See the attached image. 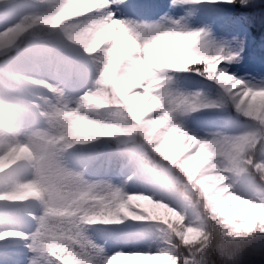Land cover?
I'll return each mask as SVG.
<instances>
[{
  "label": "clouds",
  "instance_id": "9594fccd",
  "mask_svg": "<svg viewBox=\"0 0 264 264\" xmlns=\"http://www.w3.org/2000/svg\"><path fill=\"white\" fill-rule=\"evenodd\" d=\"M127 6L0 0V172L24 170L0 185V201L18 202L27 218L0 221V242L22 264H92L108 226L146 221L154 254L115 251L103 264H241L264 250V87L217 71L224 57L210 33L184 16L138 20L120 14ZM201 70L239 97L248 123L235 134L186 132L173 159L157 151L176 126L159 114L163 85ZM101 148L127 173L119 186L94 178Z\"/></svg>",
  "mask_w": 264,
  "mask_h": 264
},
{
  "label": "trees",
  "instance_id": "16d2710c",
  "mask_svg": "<svg viewBox=\"0 0 264 264\" xmlns=\"http://www.w3.org/2000/svg\"><path fill=\"white\" fill-rule=\"evenodd\" d=\"M215 6L218 12L225 13V19H223L221 25H214L213 28L215 29L213 36H211V43L216 48H225L226 51L235 52L242 48L238 61L250 62L249 65H244L245 70L251 77L246 83L252 82L259 87H264V0H249V3L244 6H241L239 0L235 4L215 3ZM185 9L195 11V8H188L187 6H185ZM124 47H126V44H122L121 48ZM229 64L231 63L224 66L228 68ZM181 75L180 73L174 74V82L169 86H176L180 90L178 92L180 94L196 93L198 89L189 83L187 75L184 73H181ZM188 75L197 74L188 72ZM205 80L208 87L202 93L210 100H219V87L214 82ZM227 108L225 107L227 111H230ZM176 119L184 124L183 126L190 134L194 133L198 138H203L214 132L235 134L241 130L239 128L231 130L217 123L209 124L210 121L207 120V114L205 113L194 112L187 116H177ZM98 179L108 180L118 186L112 171L106 173L101 171ZM116 251L128 253L127 248L116 249ZM241 264H264V250L250 249L243 256Z\"/></svg>",
  "mask_w": 264,
  "mask_h": 264
},
{
  "label": "rangeland",
  "instance_id": "374dc122",
  "mask_svg": "<svg viewBox=\"0 0 264 264\" xmlns=\"http://www.w3.org/2000/svg\"><path fill=\"white\" fill-rule=\"evenodd\" d=\"M164 6V8H162V6ZM172 5V0H151V4L148 5L149 9H154L153 13H151L152 11H148L147 9H144L145 6V1L140 2L136 5H128L126 8H123L121 10L122 15L126 16V17H131L133 16L134 13L137 12H131V10L129 9H134V7H137V9H140L139 11H141V13L147 14L149 13L150 17H151V21H156L159 20V18L164 14L165 10H169V15L172 16L174 12H176L175 7H171ZM204 7V3L199 5V8L197 9V13H187V12H183V14L181 16H184L186 20H188L190 22V26L194 29H199V28H204L206 31L207 27H206V21H205V17H207V12L204 11L202 12L201 8ZM159 9H163L162 12H160ZM159 10V11H158ZM230 74L234 75L237 77V75L233 74L232 71H228ZM236 74H240L241 70L238 69L236 72H234ZM238 74V75H239ZM239 78V77H237ZM241 79V78H240ZM199 83H201V81H198ZM221 91V95L223 94L222 89H220ZM228 105L231 108V111L234 112V115L237 114L240 118V120H234V119H230L227 116L223 115V119L222 121L224 122V120L227 121V123H230V125H235V126H242L245 125L247 118L243 117L242 115H239L236 112V109L231 105V103L229 102ZM155 110V105H153L151 111ZM223 108H219V112L222 111ZM150 111V112H151ZM235 118H237L235 116ZM242 119V120H241ZM100 157L99 158H104V167L105 169H116L117 170V174L119 176V178L121 179V182L127 178V173L126 172H122L120 169V160L119 158L113 156L111 154V148H101L100 150ZM7 170V169H6ZM22 178V176L20 177ZM132 189V188H130ZM138 191L137 189H132V192H136ZM130 193V194H131ZM134 206H137L139 208H141L142 210L150 213L151 215H153L154 217H163L164 216V212L162 209H153L150 205H148L146 202L144 201H134L133 202ZM5 217H11L13 219H19V220H26V216H25V209L18 203V202H0V220L4 219ZM129 225H134L135 227L129 228L127 230H123L124 226H108L112 232L109 236H107L106 241L104 240H100V243H97L98 245H102L103 247H108L110 242L115 238V235L118 234V240L116 241L118 246H125V247H129L130 248V252L127 254H154V250L151 249L150 247H148L144 241L148 238L149 233L146 230V228H144V225L149 224L150 222H146V221H128L126 222ZM135 250V252L133 251ZM149 250H151V252H149ZM0 251L4 252L6 254L7 259L6 260H0V264H22L23 262V256L20 254L19 250L16 249L15 247H13L11 244H8L6 242H0ZM101 255H97L93 257V262L92 264H103L106 256L103 258V260H99L100 262H98V260L95 259H99ZM110 256V255H109ZM124 264H131V261H125ZM146 264V262H145Z\"/></svg>",
  "mask_w": 264,
  "mask_h": 264
},
{
  "label": "snow or ice",
  "instance_id": "6c2138e0",
  "mask_svg": "<svg viewBox=\"0 0 264 264\" xmlns=\"http://www.w3.org/2000/svg\"><path fill=\"white\" fill-rule=\"evenodd\" d=\"M192 0H177V3L181 5H187L191 3ZM224 3V4H235L237 0H200V3ZM241 6H244L242 0H239ZM204 36L208 35L206 32L203 34ZM243 49H239L238 51H226L223 47L217 48V57H224L223 62L219 65V69L217 71L228 72L227 67L224 66L227 63L236 62L239 59L240 52ZM121 58L124 53L127 52V47L121 48L120 50ZM197 75L207 79L208 81L214 82L220 89H222L223 94L220 96L219 100H210L208 99L202 92H196L193 94L185 95L173 92L169 87L174 82V77L170 78L167 84L163 85V91L161 93V111L160 115L168 118L171 124H176L175 127H171L169 133L165 137L164 143L161 145L157 151H167L169 155L173 159H175V148L178 147L179 142H182L184 139V134L187 132L189 135H195L194 133L190 134L189 131L183 126L182 123L177 121V116H187L191 113L198 112L201 110L207 109H218L227 106L230 102L231 105L239 112L241 101L239 97L232 92L220 79L212 77L206 74L203 70L201 71H193ZM232 75V74H231ZM249 85L245 82L243 87H248ZM261 87L256 86V90H260ZM153 105L149 106L147 111H151ZM241 129L245 127V125L240 126ZM182 129V131H181ZM179 132L178 141L176 140L177 133ZM175 145V146H174ZM2 154V153H0ZM24 175V170L17 165H13L12 168L4 170L0 172V185H8L15 184L19 181L20 177ZM119 189H117V193H119ZM135 200L130 201L133 203ZM3 202V201H0ZM124 211V209H121ZM127 214V213H126ZM155 219V217H152ZM13 218L5 217L0 221H11ZM135 252V250H133ZM159 252H163V249L158 250ZM151 252V250H149ZM151 255V254H148ZM6 254L0 251V260H6Z\"/></svg>",
  "mask_w": 264,
  "mask_h": 264
}]
</instances>
